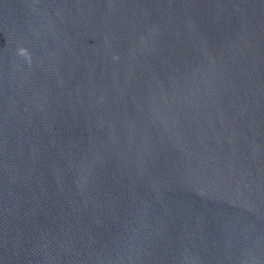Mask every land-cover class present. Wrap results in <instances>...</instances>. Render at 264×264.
Segmentation results:
<instances>
[{
	"label": "water",
	"instance_id": "1",
	"mask_svg": "<svg viewBox=\"0 0 264 264\" xmlns=\"http://www.w3.org/2000/svg\"><path fill=\"white\" fill-rule=\"evenodd\" d=\"M0 264H264V0H0Z\"/></svg>",
	"mask_w": 264,
	"mask_h": 264
}]
</instances>
